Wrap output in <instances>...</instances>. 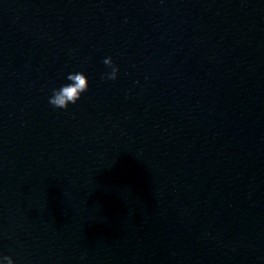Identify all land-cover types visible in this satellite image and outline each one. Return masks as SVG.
<instances>
[{
	"label": "water",
	"instance_id": "95a60500",
	"mask_svg": "<svg viewBox=\"0 0 264 264\" xmlns=\"http://www.w3.org/2000/svg\"><path fill=\"white\" fill-rule=\"evenodd\" d=\"M0 254L264 264V0H0Z\"/></svg>",
	"mask_w": 264,
	"mask_h": 264
},
{
	"label": "clouds",
	"instance_id": "9594fccd",
	"mask_svg": "<svg viewBox=\"0 0 264 264\" xmlns=\"http://www.w3.org/2000/svg\"><path fill=\"white\" fill-rule=\"evenodd\" d=\"M103 63L110 71L101 76V80L116 81L120 69L113 63L111 57L106 58ZM90 82L88 77L81 71L71 72L66 75L65 82L59 87L53 88L48 97V103L58 110H69L70 106H76L85 93L88 92ZM0 264H15L10 256L0 254Z\"/></svg>",
	"mask_w": 264,
	"mask_h": 264
}]
</instances>
